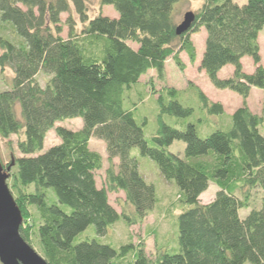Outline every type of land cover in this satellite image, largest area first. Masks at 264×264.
I'll return each instance as SVG.
<instances>
[{"label":"trees","instance_id":"trees-1","mask_svg":"<svg viewBox=\"0 0 264 264\" xmlns=\"http://www.w3.org/2000/svg\"><path fill=\"white\" fill-rule=\"evenodd\" d=\"M180 1L99 0L116 15L89 16L85 0H0V71L12 72L0 88V137L17 135L20 154L7 164L6 182L23 220L32 216L31 223L21 222L20 235L48 264H264V112H253L245 100L251 87L264 88L258 43L264 0H202L188 28L176 33ZM70 9L80 26L69 14L63 37L60 14ZM201 28L200 69L214 87L242 98L231 113L191 81L183 88L165 84L166 59L180 70L181 52L193 62L191 35ZM243 56L251 58L252 71H244ZM226 64L233 71L221 77ZM39 72L47 76L43 84ZM156 81L163 83L158 89ZM149 96L158 125L148 139L146 118L135 112ZM193 98L200 114L185 121L195 111ZM165 114L184 121L177 127ZM224 116L202 135L200 126L210 117ZM73 117L81 118L80 128L54 126ZM52 128L59 141L43 149ZM92 135L118 157L106 169V187L95 182L101 155L88 146ZM174 140L184 143L183 155L168 149ZM133 148L179 191L174 243L157 247L153 257L140 243L116 246L102 239L118 221H141L157 201ZM209 182L217 186L214 197L200 202ZM257 187L259 205L249 207ZM108 190H121L129 209L118 212ZM243 208L249 209L241 216ZM91 225L93 233L81 234Z\"/></svg>","mask_w":264,"mask_h":264},{"label":"rangeland","instance_id":"rangeland-1","mask_svg":"<svg viewBox=\"0 0 264 264\" xmlns=\"http://www.w3.org/2000/svg\"><path fill=\"white\" fill-rule=\"evenodd\" d=\"M237 3H243L245 0H234ZM202 0H182L177 4V17L179 21L182 19L183 13L185 11L191 10L194 11L200 4ZM87 6V12L89 16H93L97 13H102L108 16H115L116 12L111 5H104L99 2V0H85ZM69 14L75 20V26L78 28L80 22L78 21L77 15L73 10L70 9L69 12H61L60 18L62 22V31L61 35L66 37L68 25L66 23V18ZM205 32L201 28L198 32H195L191 35L193 44L195 45V50L197 55L200 54L201 44L204 41ZM258 43H259V54H260V64L264 65V26L258 34ZM181 59L185 63V67L180 70L171 60L167 58L165 62V84L174 86L175 88H183L186 86L188 81H191L197 84L203 92L212 100L219 101L222 103L225 112L228 114L239 106L242 102L241 96H239L234 91H229L228 89L216 88L211 83L209 79L204 74V72L199 67V57L196 61L189 62L188 58L184 52L180 53ZM199 56V55H198ZM244 62L252 63L251 58L247 57L244 59ZM247 65V64H245ZM148 74L154 75V71L150 70ZM12 75V72L9 68L5 67L0 71V88H3L5 81L9 79ZM37 79L41 84L44 83L46 79V74L39 72L37 74ZM148 75L141 76V80L145 81ZM156 89H158L163 83L156 81ZM194 99V98H193ZM248 107L258 114L264 112V88L262 90L254 89L249 96L245 99ZM183 101V100H182ZM184 102V101H183ZM195 99L192 100V105L195 107L194 113L189 116L186 120H195L200 114V109L197 107V98L196 103ZM157 107L154 99L152 97H147L144 102L139 103L137 111L135 112L136 117L139 119V116L146 118V123L144 125V134L149 139L151 134H153L157 128ZM163 119L173 124L177 127L182 125L184 119H177L173 115L165 114ZM177 120H179L177 122ZM226 116L224 117H210L208 126H200V132L202 135L208 133L214 129V124H220L225 122ZM180 123V124H179ZM61 125L70 129H78L82 126V120L79 117H73L65 119L62 121L55 122L54 126ZM260 132L264 134V125L260 126ZM17 135L11 134L8 138L0 137V163L5 169L7 164L11 161V158L20 155L16 150V140ZM59 141L56 136L53 128L49 129L45 135L43 149H46L52 144H55ZM88 146L90 149L97 151L101 155V167L94 171L95 182L98 187H106V169L110 164V161L113 163L114 167L118 163L117 156H110V149L108 143L101 137L92 135L88 140ZM168 149L172 152L179 153L183 155L184 143L181 140H174L169 146ZM133 154L138 156V169L149 182H152L155 185L157 192V201L153 208L145 215V217L137 222L126 224L123 221H118L115 224L107 228L102 239L109 241L114 245L123 244L125 242H131L133 244H142L144 251L150 257H153L157 247L167 246L174 243L175 238V226H174V215L180 211L181 204L179 202V191L177 186L172 180L165 179L158 171L156 163L147 156H141L138 154L137 149L133 148ZM7 181V179H6ZM8 182V181H7ZM217 190V186L209 182L208 187L199 195L200 202L210 201ZM108 201L111 205L118 211L121 212L122 209H129V206L125 204L124 193L121 190L109 191ZM261 196V190L257 188H252L250 190V206L257 207L259 205V199ZM249 208H243L239 210L241 216L245 215L248 212ZM32 216H28L23 222L31 223ZM93 225L89 226L82 232L84 233H93ZM1 264V263H0ZM244 264H250L245 262Z\"/></svg>","mask_w":264,"mask_h":264},{"label":"water","instance_id":"water-1","mask_svg":"<svg viewBox=\"0 0 264 264\" xmlns=\"http://www.w3.org/2000/svg\"><path fill=\"white\" fill-rule=\"evenodd\" d=\"M193 18V11H185L176 26V33L186 30ZM10 165L4 169L0 163V263L48 264L19 233L22 222L21 211L6 182Z\"/></svg>","mask_w":264,"mask_h":264},{"label":"crops","instance_id":"crops-1","mask_svg":"<svg viewBox=\"0 0 264 264\" xmlns=\"http://www.w3.org/2000/svg\"><path fill=\"white\" fill-rule=\"evenodd\" d=\"M205 32V31H204ZM204 39H205V37H204ZM203 49H204V41H203V43L201 44V48H200V54H198L197 55V52H196V56H195V60L194 61H196L197 60V58L199 57V60H198V62H199V64H200V59H201V55H202V52H203ZM185 54V53H184ZM186 55V54H185ZM187 57V56H186ZM247 57H249V56H243L242 58H241V63H242V66H243V69H244V71H246V72H250V71H252L253 70V68H254V65H253V63H248V62H244V59L245 58H247ZM188 58V57H187ZM167 61V60H166ZM165 61V62H166ZM190 62V61H189ZM251 62H252V60H251ZM245 64H247V65H245ZM203 72H204V70L203 69H201ZM232 71H233V66L231 65V64H226V65H224V66H222L220 69H219V71H218V75L219 76H221V77H225V76H229L231 73H232ZM205 74V73H204ZM209 83H210V81H209ZM254 89H256V90H262L263 88H257V87H251V89H250V92H249V94H248V96L246 97L247 99L249 98V96L251 95V93H252V91L254 90ZM202 90V89H201ZM229 90V89H228ZM203 91V90H202ZM229 91H232V90H229ZM236 93V92H235ZM240 96V95H239ZM224 111H225V109H224ZM233 111V110H232ZM231 111V112H232ZM231 112H229V113H231Z\"/></svg>","mask_w":264,"mask_h":264}]
</instances>
